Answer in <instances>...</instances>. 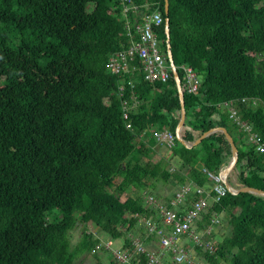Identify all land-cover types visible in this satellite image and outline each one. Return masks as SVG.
<instances>
[{
  "label": "trees",
  "instance_id": "obj_1",
  "mask_svg": "<svg viewBox=\"0 0 264 264\" xmlns=\"http://www.w3.org/2000/svg\"><path fill=\"white\" fill-rule=\"evenodd\" d=\"M133 1L158 3L150 10L166 20L165 0ZM132 16H124L122 0H0V264H75L85 253L99 261V252L113 260L114 249H133L131 234L145 220L169 232L148 192L121 197L129 189L154 192L156 182L209 186L208 173H221L232 158L225 133H209L216 128L239 150L228 183L264 191V153L223 105L234 101L264 143V0H169L174 63L191 66L200 80L188 93L178 70L186 109L180 134L193 144L209 133L192 148L177 139L170 159L156 158L155 134L176 135L182 105L174 76L138 80L134 90L126 83V98L133 104L135 95L138 104L125 120L122 77L108 66L129 45ZM159 37L167 55L165 23ZM174 195L152 196L169 205ZM202 217L201 230L223 222L228 230L213 234L214 253L197 247L207 263L264 264V196L228 192ZM77 227L82 238L72 246Z\"/></svg>",
  "mask_w": 264,
  "mask_h": 264
},
{
  "label": "built area",
  "instance_id": "obj_2",
  "mask_svg": "<svg viewBox=\"0 0 264 264\" xmlns=\"http://www.w3.org/2000/svg\"><path fill=\"white\" fill-rule=\"evenodd\" d=\"M124 16L127 18L129 13L133 16L134 22L128 24L127 36L130 39L129 45L124 49L115 52L109 59V69L113 74L122 77V85L119 87V97L121 98L123 118L128 120L130 112L138 104L135 95L132 96L131 104L126 98L127 86L134 90L138 80L148 83H167L171 79L172 66L167 55L160 47L159 30L165 23L162 12L155 7L158 3L147 2L141 5L133 0H122ZM134 15H137L134 17ZM181 69L184 78V88L188 93L194 94L198 91L200 80L196 71L187 65L177 67ZM179 72V71H178ZM129 78V79H128ZM141 78V79H140ZM247 100L243 99V102ZM256 106V100H252ZM224 107L229 110L230 119L239 126L250 142L256 145L259 153H264V143L260 136L253 130L252 126L243 121L237 111L234 101L225 102ZM131 125L128 124L129 128ZM159 144L173 150L177 144V136L172 132L160 131L155 134ZM210 184L207 187H199L193 183H187L179 189L171 199L169 205L163 204L152 195L146 196V202L149 206L155 208L160 214L163 222L170 226V231L159 228L151 220H145V228L148 235H155L160 244V249H148L140 237H131L133 249H114L113 257L120 264H142L143 258H146V264H201L193 258V253L180 243L187 236L194 243L205 250L214 252V243L211 240L204 239V233L210 234L211 227L204 229L203 233L196 231V223L202 218V214L207 210L211 202H219L227 195V188L222 175L209 172ZM195 195L191 207H186L189 199ZM185 207L186 209H182ZM219 216L212 219V224H219ZM111 247V243L107 244ZM170 255L171 261L167 257ZM142 256V257H141Z\"/></svg>",
  "mask_w": 264,
  "mask_h": 264
},
{
  "label": "water",
  "instance_id": "obj_3",
  "mask_svg": "<svg viewBox=\"0 0 264 264\" xmlns=\"http://www.w3.org/2000/svg\"><path fill=\"white\" fill-rule=\"evenodd\" d=\"M166 1V20H165V29H166V34H167V52H168V58L169 61L171 63L172 66V73L173 76L175 78V81L177 83V88H178V92H179V97L181 100V105H182V113H181V118H180V122L179 125L177 127L176 130V136L177 139L180 143H182L183 145L187 146L188 148H192L194 146H197L201 143V141L208 136L209 133L215 132V131H222L223 133H225L226 137L228 138L230 144H231V148H232V158L230 163L227 165V167H225L222 172L221 175L224 179V182L227 186V188L229 189V192L233 193V194H237L240 192H252V193H256L259 194L261 196H264V191L262 190H258L255 188H250V187H244L242 189L239 190H235L231 187V185L228 183V176L230 174V172L233 170V168L235 167L237 161H238V157H239V150L237 145L234 142L233 137L230 135V133L225 129V128H216L213 129L211 132L204 134L200 139H198L195 143L193 144H189L187 143L182 137H181V129L184 126L185 123V119H186V109H185V102H184V90L182 87V82L179 76V72L176 68V65L174 63V59H173V53H172V47H171V39H170V18H169V0H165Z\"/></svg>",
  "mask_w": 264,
  "mask_h": 264
},
{
  "label": "rangeland",
  "instance_id": "obj_4",
  "mask_svg": "<svg viewBox=\"0 0 264 264\" xmlns=\"http://www.w3.org/2000/svg\"><path fill=\"white\" fill-rule=\"evenodd\" d=\"M178 164H179V160L177 158L174 157V159H171V166L174 165V166L178 167ZM150 184H153V183L150 182ZM155 184H156V189L154 190V192H152L150 188H147L143 191L142 190L129 189L124 195H122L121 199L125 200L130 195H134V196L136 194L144 195V193L148 192V195L152 194V195L156 196L158 199L164 200V199H166V197L170 196L174 191H176V189H178V187H179L177 184L171 183V181L168 183L156 182ZM216 227H217L216 228V236L223 237V236L227 235L228 230H227L224 222H223V224H220L219 226H216ZM89 230L90 231L91 230L97 231V228L94 229L90 226ZM138 231H139L138 233L131 234V235H134L136 237H141L142 234L144 233L143 231H145V226H143V228L142 227L138 228ZM95 235L98 236V233L96 232ZM218 237H216V238H218ZM81 238H82V230H81V228L77 227L71 234L72 246H75L81 240ZM216 242H217V239H216ZM155 244L157 245L156 240H152L149 245L153 248L155 246ZM156 247H155V249H158V245ZM99 255H100V259L98 261V259L95 258L93 256V254L85 253L75 262V264H99L100 262H101V264H110L111 261H114V259L111 260V258H108L107 254L105 252H101V253L99 252ZM199 258L201 259L199 261L202 262L203 264H209L203 259V256L201 254L199 255ZM223 264H227V263H223Z\"/></svg>",
  "mask_w": 264,
  "mask_h": 264
},
{
  "label": "crops",
  "instance_id": "obj_5",
  "mask_svg": "<svg viewBox=\"0 0 264 264\" xmlns=\"http://www.w3.org/2000/svg\"><path fill=\"white\" fill-rule=\"evenodd\" d=\"M158 146H161V144L159 145L158 144ZM159 150L157 151V159L158 158H166V159H170V157L172 156V151L171 150H168L167 149V147H165V146H163L162 145V147H160V148H158ZM172 158V157H171ZM173 167L174 168H176L174 165H173ZM222 172V171H221ZM221 174V173H220ZM227 180H228V178H227ZM171 183H175V184H177V182H175V180L174 181H172ZM188 183H192V182H188ZM232 187V186H231ZM233 188V187H232ZM179 189V188H178ZM178 189H176V191L178 190ZM234 189V188H233ZM236 190V189H235ZM176 191H174L173 192V194H175V192ZM203 218V217H202ZM202 218L199 220V221H197V223H196V226H195V228H196V231H198V232H200V233H203L204 232V230L202 229H200V226H199V223H200V221L202 220ZM217 225V224H216ZM209 226H212L211 227V232H210V234H207V233H204V239H208V240H211L213 243H214V251H215V244H216V237L215 236H213V234L214 235H216V226H213V225H207V227H206V229H208L209 228ZM146 231V230H145ZM132 234H134V233H132ZM131 237H136V236H134V235H131ZM140 238H142V236L140 237ZM143 239V238H142ZM156 239L158 240V238L156 237ZM143 241H144V244L146 245V247L149 249H152V250H159L160 249V244H159V240L157 241L158 242V249H155V247H151L148 243H146V238H144L143 239ZM180 243L181 244H183V246H185L186 248H188L192 253H193V258L194 259H196V260H201L200 258H199V253H198V251H197V247L198 248H200L201 250H203V251H208V250H205V249H203V248H201V247H199V246H195L194 245V243L191 241V239H189L187 236L185 237V239H182L181 241H180ZM210 252V251H209ZM211 253V252H210ZM214 253V252H213ZM199 258V259H198ZM167 260H168V262H170L171 261V258H170V255H168V257H167ZM200 262V261H199ZM201 264H203L202 262H200Z\"/></svg>",
  "mask_w": 264,
  "mask_h": 264
}]
</instances>
